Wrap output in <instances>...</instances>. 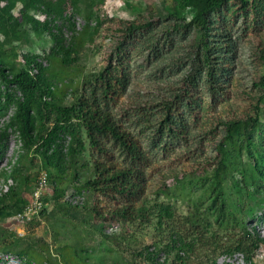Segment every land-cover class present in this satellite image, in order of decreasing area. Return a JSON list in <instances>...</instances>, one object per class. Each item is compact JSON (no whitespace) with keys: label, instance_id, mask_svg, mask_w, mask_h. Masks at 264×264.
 Here are the masks:
<instances>
[{"label":"rangeland","instance_id":"rangeland-1","mask_svg":"<svg viewBox=\"0 0 264 264\" xmlns=\"http://www.w3.org/2000/svg\"><path fill=\"white\" fill-rule=\"evenodd\" d=\"M200 3L0 0V62L11 75L29 68L25 57L40 61L51 88L45 102L0 82V264H153L146 250L164 264H264V241L247 251L249 234L264 239V0H226L210 13L206 32L192 21ZM132 21L140 26L130 31ZM50 31L72 48L66 59ZM118 52L129 84L107 108L149 156L140 164L144 220L97 217L93 207L111 203L85 185L93 156L87 141L72 156L62 135L51 145L36 139L53 124L49 103L75 102ZM208 63L220 66L226 84L215 98ZM191 74L198 111L186 115L185 137L163 147L142 114L156 121L160 92L172 95ZM106 144L117 164L128 163ZM42 169L49 174L46 208L19 220ZM160 202L171 206L170 218L157 219Z\"/></svg>","mask_w":264,"mask_h":264},{"label":"trees","instance_id":"trees-1","mask_svg":"<svg viewBox=\"0 0 264 264\" xmlns=\"http://www.w3.org/2000/svg\"><path fill=\"white\" fill-rule=\"evenodd\" d=\"M225 1L201 0L192 19L193 23L206 32L210 26V13L220 8ZM139 26L140 23L132 21L127 29L133 31ZM50 34L55 41L53 48L62 52L63 58L66 59L73 51L72 48L63 45L54 32L50 31ZM25 62L28 69H20L11 75L0 62V82L16 86L25 95L30 96L37 93L40 99L47 102L45 97L50 95L51 88L44 77L45 66L32 57H25ZM220 76V66L208 63L206 83L211 98L226 91V84L221 81ZM128 84V67L124 63V56L118 52L109 58L104 69L92 82L84 84L82 93L75 102L69 105L49 103L56 113L53 124L45 135L36 137V139L51 145L57 136L62 135L67 138L66 152L72 156L81 155L85 150V141H87L93 156H91L92 176L85 181V185L111 203L104 211L94 206L93 210L97 217L134 221L147 219L149 214L147 206L141 199L144 194L145 173L140 166V164L148 163L149 156L139 139L118 122L107 108L109 103L117 102ZM198 88L196 76L186 75L181 88L172 95L160 92L155 103V110L160 111L156 121L150 120V112L145 111L142 114L151 130L159 138H164L163 147L170 145L176 139L185 137L186 115H193L198 111L200 102ZM21 124L22 130L28 133L31 128L28 109L23 112ZM106 142L118 147L128 163L117 164ZM29 200L30 196L24 205ZM155 207L158 220L172 216V208L169 204L160 202L155 204ZM249 239L252 246L247 248L249 253L256 244L264 241L263 237L256 234H249ZM244 245V242H240L236 249H241ZM146 254L153 255L150 258L153 264H164V262L154 261L156 252L146 250Z\"/></svg>","mask_w":264,"mask_h":264},{"label":"built area","instance_id":"built-area-1","mask_svg":"<svg viewBox=\"0 0 264 264\" xmlns=\"http://www.w3.org/2000/svg\"><path fill=\"white\" fill-rule=\"evenodd\" d=\"M48 173L46 170H39L34 186L31 189L30 200L20 209L16 217L19 220H30L46 208L44 196L48 187Z\"/></svg>","mask_w":264,"mask_h":264}]
</instances>
